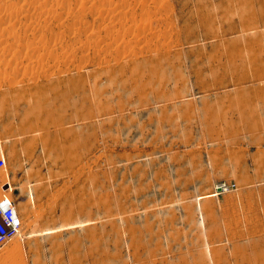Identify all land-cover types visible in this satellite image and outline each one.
<instances>
[{
    "label": "rangeland",
    "instance_id": "1",
    "mask_svg": "<svg viewBox=\"0 0 264 264\" xmlns=\"http://www.w3.org/2000/svg\"><path fill=\"white\" fill-rule=\"evenodd\" d=\"M0 203V264H264V0H0Z\"/></svg>",
    "mask_w": 264,
    "mask_h": 264
},
{
    "label": "built area",
    "instance_id": "2",
    "mask_svg": "<svg viewBox=\"0 0 264 264\" xmlns=\"http://www.w3.org/2000/svg\"><path fill=\"white\" fill-rule=\"evenodd\" d=\"M2 190H6L2 186ZM22 222L14 203H0V246L21 233Z\"/></svg>",
    "mask_w": 264,
    "mask_h": 264
},
{
    "label": "bare ground",
    "instance_id": "3",
    "mask_svg": "<svg viewBox=\"0 0 264 264\" xmlns=\"http://www.w3.org/2000/svg\"><path fill=\"white\" fill-rule=\"evenodd\" d=\"M210 12H208V14H209ZM208 14H206V15H208ZM213 14V13H212ZM209 16V15H208ZM208 16H206V17H208ZM212 16H214V15H212ZM212 16H210V17H212ZM201 18H203V16H201ZM211 20L213 19V20H215L213 17L212 18H210ZM221 19V18H220ZM218 21V20H217ZM198 22L200 23V24H198V25H202V27H206L207 25L206 24H208L209 22L207 21V22H205V20H201V22H200V20H198ZM213 22H216V21H212V23ZM216 24V23H215ZM208 25H211V23L210 24H208ZM211 27V26H210ZM229 27H231V26H229ZM229 27L226 29V27H224V30H225V32L227 33V34H229L228 32L229 31H231L230 29H229ZM205 29H207V27L205 28ZM232 29V28H231ZM223 30V29H222ZM210 31V30H209ZM186 33V32H185ZM191 32H189L188 31V34H187V37H188V39L187 40H191V42H197L198 41V38H192V37H189L190 35H192V34H190ZM226 33H222V35L224 34H226ZM213 35V37L212 38H216V36H218V35H214V33L212 34ZM215 36V37H214ZM195 37V36H194ZM210 37V33L208 32V31H205V33L203 34V36H202V38L203 39H205V38H209ZM221 46H225V49H224V51H225V53H224V57H225V69L227 68V69H229L230 67L231 68H235V67H241V64L244 62V61H242L243 60V57H242V53L241 52H236L234 49H233V47L231 46V45H229V46H226V44H223V45H221ZM224 65V64H223ZM242 66H243V64H242ZM230 68V69H231ZM224 69V71H226ZM195 72H197L196 70H195ZM194 75H198V74H195L194 73ZM240 75V74H239ZM199 76V75H198ZM241 76V75H240ZM240 76H238V77H240ZM200 77V76H199ZM199 80V79H198ZM199 83V82H198ZM88 254H90V253H88ZM95 259V258H94Z\"/></svg>",
    "mask_w": 264,
    "mask_h": 264
}]
</instances>
